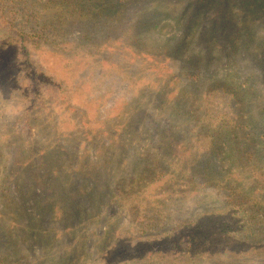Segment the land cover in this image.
Masks as SVG:
<instances>
[{"label": "rangeland", "instance_id": "rangeland-1", "mask_svg": "<svg viewBox=\"0 0 264 264\" xmlns=\"http://www.w3.org/2000/svg\"><path fill=\"white\" fill-rule=\"evenodd\" d=\"M36 1V5L32 6L33 0H0V135L1 138H8L7 142L2 143L4 150L9 153L7 164L11 162L16 144L22 142L24 147H32V150L38 152L43 146L44 138L51 135L43 134V130L37 129L35 125V121H43V112H47L43 106V83L39 75L35 76V72L40 74L45 70L62 78L68 76L69 81H73L78 80L76 72L82 66L85 70L79 77L86 83L79 91L74 88L71 98L85 113L84 126H89L95 131L103 124L102 120L108 119L106 123L110 122V116L121 111L123 107L127 108L132 101L130 98L136 96L138 89L142 88L144 83L152 81L151 75L157 71L153 67V61L144 60V55L127 60L125 51L120 53L118 48L120 42L112 43L109 40L100 43L106 41L113 31L129 25L126 21L133 18L137 30L150 29L149 32L142 33L140 39L142 44L145 43L149 47L164 40L174 47L177 37L186 39L189 37L186 33L187 27L189 31L193 30L194 37L191 35L180 45L188 44L189 54H194L199 46L200 49H204L212 33L217 36L216 44L225 48L229 45V37L233 36L237 47L235 49L233 45L235 50L229 56L215 58L217 49L210 55L204 53L201 60L204 66L207 63V70L201 71L208 73L201 78L196 99L193 101L194 106L202 108L207 106L212 120H224L222 114L230 115L232 112L238 116L239 122L235 131L238 138L245 139L247 151L239 152L236 157L238 161L247 162L241 167L243 168L241 179H248L251 173L248 171L249 165L264 157V9L252 7L255 0H210L206 6L199 4V0H109V4L113 2L118 5L117 9L113 8L114 10H111L113 5H108L105 0L110 11L105 9L91 21L75 20L68 24V29L66 28L67 40L75 41L84 30L92 33L94 40L85 42L84 45L87 53H76L85 54L81 66L79 57L70 61V57L66 58L63 54L60 56L57 52L54 53L53 49L37 43L38 38L33 34L41 27L40 24L26 22L28 13L38 9L37 4L40 2H46ZM64 5H61L60 9L69 12L88 4L87 0H72ZM49 8L56 9V6L51 5ZM90 8L98 9L95 5H91ZM119 11L122 12L117 13ZM227 17L229 20H226ZM59 45L66 48L70 46ZM177 57L178 55L169 57L173 63L170 62L168 65L174 71L179 64ZM152 58L158 60L157 56ZM159 58L162 59V56ZM102 59L106 61L98 67L97 62ZM118 61L121 64L117 67ZM100 67L102 72L104 71V76L98 80L96 77L99 76ZM161 70L166 72L164 69ZM121 73L130 76L132 82L127 84L121 82ZM182 80L179 85L186 83V78ZM174 83L171 82L168 86L173 88ZM240 94H244V99ZM191 102L187 101L184 108H190ZM32 103L35 104V108H29ZM74 111L76 109L73 110L71 107L68 112ZM147 111L152 113L145 112L146 124L160 127V132L165 129V134L171 132L175 139L178 136L181 138L188 128L193 127L194 120H186V117H177L179 119L175 121L168 119V115L164 114V117L158 119L155 116L158 114L155 109ZM163 111L164 109L161 113ZM68 112L64 110L53 112L59 121V127L66 131L67 128L76 125L73 120H69ZM128 114L126 109L124 116ZM166 120L180 128L166 126ZM13 124L15 127H22L20 133L14 137L6 131L12 128ZM199 128L200 124L195 125L194 131L185 136L198 138L196 133L199 132ZM149 141L154 143V138ZM77 142L79 141L73 140L66 144V149L73 151L75 155L81 153ZM94 153L95 151L91 149V157ZM35 154L34 166L37 165L39 157L38 153ZM44 162L49 167L42 168V172L48 174V180L52 176L49 173L52 170L51 162L46 160ZM21 167H25V164ZM4 173L5 170L0 174V178ZM30 173L31 169H26L22 175L30 180L32 178ZM118 179L117 174L111 176L109 186L113 188ZM80 182L81 178L76 177L74 185ZM74 185L71 188H74ZM26 188L27 185H24L18 191L12 187L10 195L12 203L27 204L25 214L32 211L36 199L34 191L26 200L22 198ZM128 197L130 195L119 205L101 204L97 210L101 215L100 221L94 223V220H88L85 224L79 222L74 225L76 235L73 237L67 236V230L65 231L67 223L64 220L50 221L47 216L42 217L40 227L50 232L47 236L50 244L45 241L43 234H40L36 240L27 238L25 243L19 241L14 250L7 246L5 250L10 258L25 255L30 261H41V264H133L132 256H147L149 248L162 250V253L150 260L151 264H264V231L258 235L255 232V235H250L248 239L245 238V233L235 235L234 231L240 227L235 221L237 213L233 208L225 206L224 197L216 188L205 186L182 196L175 194L171 198L164 197L166 201H162L165 206L153 208L154 211H160L153 217L154 220L144 221L146 223L155 221L158 224L157 232H154L149 240L140 234L146 227L141 225L137 229L131 227L132 202ZM1 201L2 199L0 208ZM79 201L86 207L88 205L90 209L96 210L93 207L94 202L86 198L79 200L78 197L72 196V205ZM74 220V217L70 218V221ZM110 224L111 233L105 238L99 250V238ZM21 233L19 231L17 237L20 238ZM82 233L86 236L84 241L86 256L82 259L81 255H78L76 260L73 256L78 252L74 248V243ZM1 243H4L3 239H0ZM0 247H3V244ZM70 249L72 250L67 254Z\"/></svg>", "mask_w": 264, "mask_h": 264}, {"label": "trees", "instance_id": "trees-1", "mask_svg": "<svg viewBox=\"0 0 264 264\" xmlns=\"http://www.w3.org/2000/svg\"><path fill=\"white\" fill-rule=\"evenodd\" d=\"M71 1L40 2L37 4L38 9L28 13L26 22L40 24L41 27L33 34L38 38L37 43L53 49V52H57L60 56L63 54L66 58L70 57V61L79 57L81 66L87 53L84 50L85 42H92L94 39L91 32L84 30L75 41L67 40L65 32L66 28H69L68 24L78 19L91 21L101 15L105 9L110 11L106 3L113 5L111 10L117 9L118 5L113 2L109 4V0L106 3L105 0H94L93 3H91L92 0H87L88 5L77 7L76 11L65 12L60 9L61 5L69 4ZM208 1L210 0H199V4L206 6ZM36 2L33 0L32 6L36 5ZM51 5H55L56 9L49 8ZM91 5H95L98 9L90 8ZM252 7L264 9V0H255ZM120 12L122 11L117 13ZM226 20H229V17ZM126 23L129 25L113 31L106 41L100 43H106L109 40L112 43L120 42L118 48L120 53L125 51L127 60L144 55V60L153 61V67L157 70L151 75L152 81L144 83L142 88L138 89L136 96L130 98L132 101L129 106L127 104V108L123 107L121 111L110 116V122L106 123L108 119L102 120L103 124L95 131L89 126H84L85 113L80 105L73 103L71 98L74 93L72 90L77 88L76 90L79 91L86 83L82 82V77H79L85 69L81 66L76 72L78 80L73 81H69L68 76L64 79L43 70L40 74L35 72V76L39 75L38 77L42 80L43 106L47 112H43V121H35V125L37 129L43 130V134L51 135L44 138L43 146L38 152L32 150V147H24L22 142L16 144L10 164H7L9 153L2 147V143L7 142L8 138H1L0 135V174L6 171L0 178V200L2 199L0 239L4 242L1 243L3 247H0V264H41V261H30L25 255L10 258L5 250V246L14 250L19 241L25 243L27 238L36 240L40 234H43L45 241L50 244L51 241L47 239L50 232L40 227V218L47 216L50 221L64 220L67 223L65 227L67 236L73 237L76 235L74 234L75 226L79 222L85 224L88 220H94V223L100 221L101 215L97 210L101 204L103 206L119 205L122 200L127 199L128 195L132 202L131 227L134 229H137L139 225L146 227L140 234L147 240L153 237L154 232H157L158 224L155 221L147 223L144 221L154 220L153 217L160 211H154L153 208L165 206L164 197L171 198L175 194L182 196L205 186L219 190L224 197L225 206L233 208L237 213L235 221L240 227L237 226L235 235L245 233V238L248 239L250 235L254 236L255 232L258 235L264 231V157H260L255 164L250 162L248 171L251 173L249 172L248 179H241V173H243L241 167L247 162L238 161L236 155L241 151L244 153L247 148L245 139L238 138V133L235 131L239 122L238 116L233 112L230 115L222 114L224 120L215 121L210 118V110L207 106L203 108L194 106L195 101H193L196 99L195 95L201 78L208 73H203L207 70V63L204 66L201 60L204 53L210 55L217 49L215 58L229 56L237 47L233 36L229 37V45L225 48L216 44V35L212 33L204 49H200L199 46L194 54H189L188 44L180 45L194 33L193 30L189 31L188 27L186 33L189 37L187 39L177 37L174 47L165 40L155 42L149 47L145 43L142 44L140 39L141 34L149 32L150 29L137 30L133 18ZM59 44L70 46L66 48ZM78 52L85 54L76 55ZM174 55H178L179 61L175 71L168 65L173 63L169 57ZM153 56H157L158 60H153ZM159 56H162V59ZM104 61L106 60L98 61L97 66L99 67ZM120 64L121 62L118 61L117 67ZM100 68L99 76L96 77L98 80L104 76V71L102 72V67ZM161 69L166 72H162ZM182 78H186V83L179 85L183 81ZM120 80L126 84L132 82L130 76H124L122 73ZM171 82H175L173 88L168 86ZM240 97L244 99V94H240ZM187 101H192L190 103L192 106L185 109ZM71 107L76 111L68 112ZM29 108H35V104L32 103ZM126 109L129 114L124 116ZM147 109H155L158 113L155 116L158 119L167 114L168 119L175 121L179 119L177 117L194 120L193 127L188 128L186 134L193 132L194 126L200 124L199 132L196 133L198 138L185 136V134L175 139L171 132L167 133L168 135L165 134V129L160 132V127L146 124L145 112L152 113ZM162 109H164L163 113H161ZM61 110L67 111L69 120L76 123L71 128H67V131L59 127V121L53 113ZM168 122L166 120V126L180 128ZM21 129L22 127H15L13 124L12 128L6 131L14 137L20 133ZM152 138L154 143L149 141ZM73 140L79 141L77 143L81 148L80 154L75 155L73 151L66 149V144ZM91 149L95 151L93 157L90 155ZM35 153L39 156L36 166L33 163ZM45 160L51 162L52 167L49 172L52 176L48 180V174L42 172V168L49 167ZM23 164L25 167H21ZM26 169H31L30 180L22 175L23 170ZM116 174L119 179L112 188L109 186L112 181L111 176ZM76 177H80L81 182L75 186ZM24 185H27V188L22 198L26 200L33 191L36 197L32 211L27 214H25L27 204L12 203L10 196L12 187L19 191ZM73 185L74 188H71ZM72 196L78 197L79 200L86 198L94 202L93 207L96 210L90 209L88 205L86 207L80 201L72 205ZM149 216L151 218H148ZM71 217L75 218L73 222L70 221ZM111 226V224L108 225L102 237L99 238V250L105 238L111 233ZM19 231L22 232L20 238L17 237ZM79 235L78 241L75 240L76 243H74V248L78 252L73 256L76 260L78 255H81L82 259L86 256L84 252L86 236H84L85 233ZM71 250H68L67 254ZM147 253L148 257L133 255V264H151L150 260L162 253V250L149 248Z\"/></svg>", "mask_w": 264, "mask_h": 264}]
</instances>
